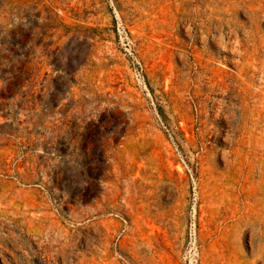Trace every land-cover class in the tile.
I'll return each instance as SVG.
<instances>
[{"label": "rangeland", "instance_id": "374dc122", "mask_svg": "<svg viewBox=\"0 0 264 264\" xmlns=\"http://www.w3.org/2000/svg\"><path fill=\"white\" fill-rule=\"evenodd\" d=\"M0 264H264V0H0Z\"/></svg>", "mask_w": 264, "mask_h": 264}]
</instances>
